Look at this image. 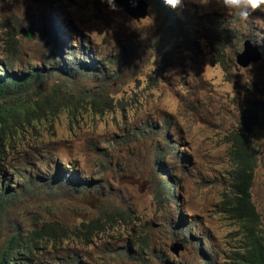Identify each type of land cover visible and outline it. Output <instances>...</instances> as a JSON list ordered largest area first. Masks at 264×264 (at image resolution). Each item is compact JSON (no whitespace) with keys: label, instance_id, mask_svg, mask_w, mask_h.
<instances>
[{"label":"rangeland","instance_id":"1","mask_svg":"<svg viewBox=\"0 0 264 264\" xmlns=\"http://www.w3.org/2000/svg\"><path fill=\"white\" fill-rule=\"evenodd\" d=\"M145 1L148 16L137 21L100 0H0V59L44 70L42 94L62 86L47 73L58 59L65 70L76 68L72 54L105 62L92 79L69 72L107 99L78 118L63 108L43 132L36 166L64 186L37 190L1 219L5 233L17 225L27 240L56 226L55 242L32 243L31 264H240L247 229L231 216L230 197L242 137L256 151L251 194L264 239V13L242 22L213 0L175 10ZM165 13L174 35H165ZM247 40L262 60L243 68L236 58ZM19 162L15 151L8 166ZM107 212L115 225L82 228Z\"/></svg>","mask_w":264,"mask_h":264},{"label":"trees","instance_id":"2","mask_svg":"<svg viewBox=\"0 0 264 264\" xmlns=\"http://www.w3.org/2000/svg\"><path fill=\"white\" fill-rule=\"evenodd\" d=\"M173 21L165 13L164 31L167 36L175 33ZM69 56L73 59L68 60H73L71 64L76 68L65 70L61 65L65 62L60 58L58 66L56 61L48 69V74L63 78V88L57 86L49 95L40 92L44 79L48 76L44 70L21 71L15 69L10 60L0 59V241L6 236L0 246V264H31L32 243L49 244L58 238V230L54 224H44L43 229L32 233L33 237L29 240L21 234L17 225L11 227L7 233L1 225L3 214L9 206L27 196H34L43 187L64 186L57 179V175L51 176L49 167L40 170L35 163L43 155L42 137L46 126H51L59 119L61 111L64 112L63 108L71 115H68L70 118H78L93 108L91 104L97 106L107 99L102 95L95 96L91 90L83 89L79 84L75 86L73 75L69 72L73 69L77 71V76L92 79L94 72L105 71V62H77L73 54ZM247 123L248 120L245 119L244 124ZM15 151L19 153L20 162L16 166H8ZM159 154L165 156L164 152ZM233 161L241 182L236 180L233 186L230 199L234 200V208L231 216L247 229L240 264H264V239L257 234L260 215L251 194L257 157L247 138L237 139ZM164 183L168 188V183ZM105 214L104 219L100 217L83 224L82 228L92 234L103 232L107 225H115L116 220L111 213Z\"/></svg>","mask_w":264,"mask_h":264},{"label":"water","instance_id":"3","mask_svg":"<svg viewBox=\"0 0 264 264\" xmlns=\"http://www.w3.org/2000/svg\"><path fill=\"white\" fill-rule=\"evenodd\" d=\"M32 3H37L38 0H28ZM116 4L124 11L129 17L139 21L148 16V4L146 1L140 0H115ZM29 40H34L35 36L29 32H23ZM262 60V53L259 46L252 44L249 40L244 42V50L237 55V64L243 68H247L251 63L255 64ZM183 250L181 245H174L171 251L175 255H179Z\"/></svg>","mask_w":264,"mask_h":264},{"label":"clouds","instance_id":"4","mask_svg":"<svg viewBox=\"0 0 264 264\" xmlns=\"http://www.w3.org/2000/svg\"><path fill=\"white\" fill-rule=\"evenodd\" d=\"M100 2L106 4L109 11L117 10L115 0H100ZM163 2L174 10L182 8L186 2L202 6L198 0H163ZM213 3L216 11L234 15L242 22L247 21L257 12L264 13V0H213Z\"/></svg>","mask_w":264,"mask_h":264}]
</instances>
